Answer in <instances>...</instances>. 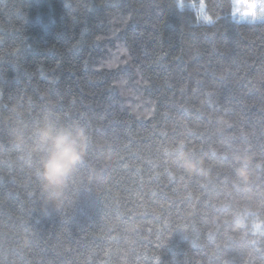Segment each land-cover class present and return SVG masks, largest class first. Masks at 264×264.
I'll return each instance as SVG.
<instances>
[{
  "label": "trees",
  "instance_id": "trees-1",
  "mask_svg": "<svg viewBox=\"0 0 264 264\" xmlns=\"http://www.w3.org/2000/svg\"><path fill=\"white\" fill-rule=\"evenodd\" d=\"M13 105L88 129L58 209ZM0 264H264V21L232 0H0Z\"/></svg>",
  "mask_w": 264,
  "mask_h": 264
},
{
  "label": "clouds",
  "instance_id": "clouds-1",
  "mask_svg": "<svg viewBox=\"0 0 264 264\" xmlns=\"http://www.w3.org/2000/svg\"><path fill=\"white\" fill-rule=\"evenodd\" d=\"M232 7L241 19L256 22L264 17V4L249 0H232ZM9 142L18 150H25L37 159L36 175L40 182L44 210L60 208L65 202L80 166L88 155L91 141L88 129L79 121H62L51 112H45L29 126L21 109L13 105L8 114ZM239 167L236 178L249 181L247 157L236 158ZM173 163L191 173L202 168L203 162L192 158L182 148L176 149Z\"/></svg>",
  "mask_w": 264,
  "mask_h": 264
},
{
  "label": "rangeland",
  "instance_id": "rangeland-1",
  "mask_svg": "<svg viewBox=\"0 0 264 264\" xmlns=\"http://www.w3.org/2000/svg\"><path fill=\"white\" fill-rule=\"evenodd\" d=\"M249 2H255V3H257V4H264V0H249ZM233 15H234L236 18H238V19H240V20H243V19L240 18V15H239V14H237V13L234 12V10H233ZM260 20H263V21H264V17H260V18L257 19L256 21H260Z\"/></svg>",
  "mask_w": 264,
  "mask_h": 264
}]
</instances>
